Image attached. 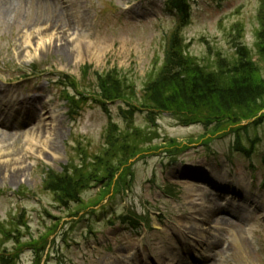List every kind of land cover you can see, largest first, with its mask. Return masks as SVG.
Here are the masks:
<instances>
[{
    "label": "rangeland",
    "instance_id": "rangeland-1",
    "mask_svg": "<svg viewBox=\"0 0 264 264\" xmlns=\"http://www.w3.org/2000/svg\"><path fill=\"white\" fill-rule=\"evenodd\" d=\"M260 3L192 0L191 20L182 31L191 45L190 53L198 58L216 50L230 54L233 41H238L255 56ZM164 4L165 0H0V90L5 97L0 101L5 111L0 112V221L17 214L23 206L33 237L59 224L48 264H139L142 260L199 264L195 262L196 250L187 254L180 236L187 241L200 240L194 245L197 250L201 242L216 243V249L207 255L217 264H264L261 164L254 160L250 164L236 154L232 166V136L216 138L205 147L197 140L204 132L202 126L181 127L165 113L157 121L159 138L148 145L158 150L149 152L145 159L131 161V189L109 196L84 217L86 212L79 213L76 225L69 224V211L57 208L51 194L39 189L44 172L60 171L70 155L79 154L77 147L97 152L108 122L107 114L94 101H87L71 121L66 102L56 98L59 87L55 81H63L65 76L73 78L86 90L88 100L94 87L92 72L116 67L139 87L153 62L161 63L167 37L176 22ZM238 24L242 26L241 38L235 37ZM78 25L82 29L76 34ZM48 26L54 28L43 31ZM61 30L69 36L66 52L64 38L58 34ZM33 66L37 73L22 77ZM84 66L90 67L85 79L81 73ZM26 99L41 102L38 120L29 121V112L14 113L17 107L13 103L23 106ZM117 104H107L108 111L111 119L123 126ZM38 121L42 129L35 138V129H28ZM134 123L149 126L141 113L135 115ZM170 138L188 146L179 153L180 162L174 163V157L167 153L174 150L163 142ZM188 140L194 144L189 145ZM251 165L258 170L253 172ZM213 183L221 184L224 190H214ZM235 185L241 187L238 191L243 198L231 199L228 190ZM20 189L26 195L19 204L15 195ZM96 191L84 192L83 200L94 197ZM207 193L217 206L233 204V208L227 207L205 221L209 214L204 211ZM190 207L200 209V213L193 214ZM128 213L145 219L140 222L142 228L115 224L116 218ZM190 230L199 233L195 237L188 234ZM31 259V251L24 249L21 263L29 264Z\"/></svg>",
    "mask_w": 264,
    "mask_h": 264
},
{
    "label": "trees",
    "instance_id": "trees-1",
    "mask_svg": "<svg viewBox=\"0 0 264 264\" xmlns=\"http://www.w3.org/2000/svg\"><path fill=\"white\" fill-rule=\"evenodd\" d=\"M191 1H166L169 10L179 16L180 23L168 38L161 63L153 62L139 87L116 69L93 73L94 95L100 98L101 104L123 102L125 109L119 106V111L125 124L109 125L103 147L96 154L92 153L90 160L79 164L70 161L60 174L46 173L41 189L52 195L58 207L69 210L71 217L88 210L94 212V208L109 196L113 198L131 189L134 178L131 161L136 157L145 159L158 150L148 145L159 138L155 121L163 113L183 127L202 126L204 132L197 140L205 147L216 138L232 136L229 163L234 165L236 154L254 160L261 164L264 179V0H260L259 27L254 33L257 58L251 49L238 41H233L235 50L230 54L216 50L200 58L192 55L191 45L182 34L191 20ZM241 28L238 24L235 37H242ZM65 82L70 85L64 83L63 88L77 87L68 77H65ZM65 98L70 106V115L77 116L86 100L84 95L65 93ZM137 113L143 114L145 122L152 126L136 125L134 117ZM163 142L166 148L174 149L167 152L174 157L173 161H177L179 153L188 147L175 139H164ZM188 143H193V140H188ZM90 187L97 188V192L84 201L82 194ZM137 222V217H132L128 223ZM58 225L52 224L36 238L31 236L23 243L21 239H27L29 234L24 212L0 222L1 237L15 240L14 252L5 249L0 252V264H17L19 251L24 246L33 249L34 264H40L49 238L55 235Z\"/></svg>",
    "mask_w": 264,
    "mask_h": 264
},
{
    "label": "bare ground",
    "instance_id": "bare-ground-1",
    "mask_svg": "<svg viewBox=\"0 0 264 264\" xmlns=\"http://www.w3.org/2000/svg\"><path fill=\"white\" fill-rule=\"evenodd\" d=\"M4 12L6 13L7 9L6 10L4 9ZM53 28H54V26L53 27L52 26H48V27H45L43 29V31H48V30L50 31ZM76 29L78 30V32H75V33L78 34L79 33V29H80L79 25L77 26ZM42 33L44 34L46 32H42ZM58 34H60L61 37L64 38L63 41L65 43L63 44V49H65V52H66L68 50V47L66 45H68V42H69V40H68L69 36H67V31L65 30V32H64V31L61 30V31L58 32ZM3 93H4V90H0V101L5 98L3 96ZM13 104H14V106L17 107L14 110L15 114H20L21 112L22 113H25V112L31 113V116L28 119L29 121L38 120L37 113L41 112L42 109H43V107L41 105V102L40 101H36V100H28V99H26L25 102L21 103V105L23 104V106H19L17 103L16 104L13 103ZM0 110H1L2 114H4V112H5L4 109L0 108ZM22 122L25 123L26 120L22 121ZM20 126L21 125H19V127ZM34 129H35V133L33 132L34 134L32 133V135H34V137L36 138V137L39 136L40 130L42 129V126H40V121H38L36 124H34L30 129H28V132H30V131H32ZM220 185L216 184V186H215L214 183H213L211 187L215 188L214 190L220 192V190H224V188H225L224 186H220ZM238 188H239V190L241 189L240 186H238ZM238 188H237V185H235L234 187H231V189L228 190V194L231 195V199L243 198L242 194L238 191ZM205 196H206V199L208 201L206 200L207 204H205V210L204 211H206V210L209 211L208 218L205 220L207 222H208V219H209V217L211 215H216V214H218L220 212H223V211L226 210L227 207L233 208V204H231V206L230 205L227 206L226 208H221V206H217V203L214 200L212 201V200L209 199V196H210L209 193L205 194ZM189 210H191L193 214H199L200 213V209H194L193 207H190ZM242 219H243V217H242ZM198 230H200V229H198ZM198 230L197 231L196 230H193V231L190 230V231H188V234L189 235H194L195 234L194 236L196 237V235L199 233ZM180 237H181L182 241H184L183 245H185V252L187 254L188 253L190 254L191 252H193L194 249L196 250L197 256H195V262H197L199 264H217L214 258H209V256L207 255V252H212V251H214V249H216V243L207 241L204 244V243L201 242V246H199V250H197L198 248H194V245L196 246L198 243H200V240L198 241V239L197 240L196 239H192L191 241H187L184 237H182V236H180ZM202 241L204 242L203 239H202ZM173 249H176V248L171 247V250H173ZM202 251L204 253H201ZM173 260H172V262H173ZM139 264H154V262L152 263V262H150L148 260H145V261L142 260ZM156 264H158V263L156 262Z\"/></svg>",
    "mask_w": 264,
    "mask_h": 264
}]
</instances>
